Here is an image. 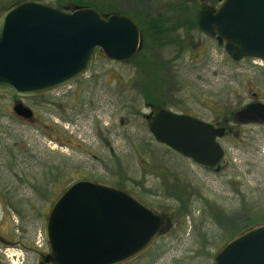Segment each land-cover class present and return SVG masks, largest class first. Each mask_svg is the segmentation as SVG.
<instances>
[{"label": "rangeland", "instance_id": "rangeland-1", "mask_svg": "<svg viewBox=\"0 0 264 264\" xmlns=\"http://www.w3.org/2000/svg\"><path fill=\"white\" fill-rule=\"evenodd\" d=\"M19 1L0 0V13ZM93 1L103 13L142 19L145 12L166 14L165 4L175 0H160V8L151 11L132 5L146 0ZM219 3L187 0V15ZM177 34L187 46L172 59V69L164 61L173 50L143 38L127 62L100 52L70 85L19 98L32 109V121L18 119L13 98L0 94V235H14L18 242L8 248L0 244V264H11V258L13 264L42 261L49 208L79 179L121 184L164 216V229L152 246L127 264H214L215 253L229 239L223 222L242 225L247 214L264 220V122H229L218 139L224 156L215 168L175 153L148 129L155 107L223 125L245 104L264 103V61L234 62L197 28ZM146 62L149 69L138 67ZM142 80L163 106L144 101ZM174 184L175 190L169 189Z\"/></svg>", "mask_w": 264, "mask_h": 264}, {"label": "water", "instance_id": "water-1", "mask_svg": "<svg viewBox=\"0 0 264 264\" xmlns=\"http://www.w3.org/2000/svg\"><path fill=\"white\" fill-rule=\"evenodd\" d=\"M195 24L232 61H264V0L202 5ZM141 46L138 24L126 14L19 1L0 14V94L21 98L56 91L84 76L98 53L121 62ZM12 109L17 117L33 116L20 100ZM232 118L264 122V103L249 102ZM148 129L158 143L201 166L215 168L224 156L218 142L226 133L223 125L155 107ZM164 226V216L132 191L79 179L49 208L44 228L48 251L39 264H127L152 246ZM214 264H264V221L226 240Z\"/></svg>", "mask_w": 264, "mask_h": 264}, {"label": "trees", "instance_id": "trees-1", "mask_svg": "<svg viewBox=\"0 0 264 264\" xmlns=\"http://www.w3.org/2000/svg\"><path fill=\"white\" fill-rule=\"evenodd\" d=\"M53 4L57 6H70V7L74 5L88 6L97 9L101 13L106 12L103 11V9H101L98 5H96L93 0H54ZM186 4H187V0H175L174 3H170V4L166 3L165 7L169 10L166 14L164 15L158 14L157 16L150 18L141 19L140 17L139 19L132 14H128V13H124V14L131 15L136 20L143 40L145 39L150 40L152 43L156 44L159 47L166 46V44H171L174 47H177L178 51L182 53L184 48L183 45L185 41L181 38L179 34H177V32L180 30L189 31L191 29H196L195 15L194 14L191 16L187 15L189 13V8L187 7ZM173 52L175 51L173 50ZM147 65L148 63L146 62L144 66L138 64V67L139 68L142 67V69L147 70L149 69ZM141 85L144 88V90L142 91L143 99L147 104L149 103L151 105L163 106V104L158 100V98L151 96L152 95L151 92L153 90L149 87L151 86L149 82L142 80ZM154 93L156 94V92ZM116 186L122 187L121 184H116ZM175 188H176L175 184L169 187V189L172 190H175ZM173 195L177 196L180 202L183 204V199L179 194H175L174 191ZM262 221L264 220L258 216L252 217V214L251 215L247 214L246 217L244 218L243 221L244 223L242 225L239 224L240 223L239 221H232L230 223V226L225 222H223V226L225 227L226 230H228V238H230L233 235L237 234L238 232L242 231L243 229Z\"/></svg>", "mask_w": 264, "mask_h": 264}, {"label": "flooded vegetation", "instance_id": "flooded-vegetation-1", "mask_svg": "<svg viewBox=\"0 0 264 264\" xmlns=\"http://www.w3.org/2000/svg\"><path fill=\"white\" fill-rule=\"evenodd\" d=\"M153 1H155V0H153ZM152 0H150V1H148V0H146V1H140L139 3H137V4H132L133 6H134V8L136 9V10H141V11H151V10H158L160 7H159V5H160V0H156L155 2H153ZM128 15V14H127ZM145 17L146 18H150V17H155V16H157L158 14H156V15H153V16H151V15H149V13L148 12H145ZM130 17H132L131 15H129ZM139 17V16H138ZM133 18V17H132ZM134 19V18H133ZM135 20V19H134ZM136 21V20H135ZM187 46V44H186V41H185V43H184V45L183 46ZM159 47V46H158ZM162 47H165V46H162ZM166 47H170V49H172V50H174L175 52H173V54H172V56L171 57H169L168 58V60H165L164 61V64L165 65H167L166 66V68L167 69H172V61L174 60V59H176V58H178L179 57V55L181 54L179 51H178V48L177 47H174L173 45H171V44H166ZM184 49V48H183ZM134 56V55H133ZM132 56V57H133ZM132 57L130 58V59H128V60H125V61H122V62H127V61H129V60H131L132 59ZM173 59V60H172ZM12 98H13V105H14V103L16 102V101H18V100H20L18 97H15V96H11ZM13 108V107H12ZM18 119H20V120H24V121H32V119H33V116L31 117V119L30 120H26V119H23V118H20V117H17ZM233 120V118H229V119H224V123H223V126H225V128H226V132H227V130L229 129V122H231ZM251 123H255V122H251ZM18 242L16 241V239H15V236L13 235L12 237L10 236V237H7V238H3L1 235H0V244L1 245H4V246H6L7 248L8 247H10V246H14V245H16Z\"/></svg>", "mask_w": 264, "mask_h": 264}, {"label": "built area", "instance_id": "built-area-1", "mask_svg": "<svg viewBox=\"0 0 264 264\" xmlns=\"http://www.w3.org/2000/svg\"><path fill=\"white\" fill-rule=\"evenodd\" d=\"M10 261H11V264H13V263H12V262H13V259H12V258H11V260H10Z\"/></svg>", "mask_w": 264, "mask_h": 264}]
</instances>
